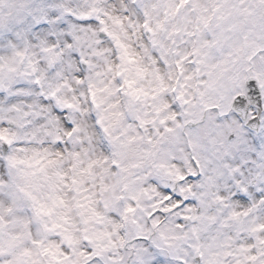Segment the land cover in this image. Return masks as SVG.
I'll return each mask as SVG.
<instances>
[{
	"label": "snow or ice",
	"instance_id": "snow-or-ice-1",
	"mask_svg": "<svg viewBox=\"0 0 264 264\" xmlns=\"http://www.w3.org/2000/svg\"><path fill=\"white\" fill-rule=\"evenodd\" d=\"M0 264H264V0H0Z\"/></svg>",
	"mask_w": 264,
	"mask_h": 264
}]
</instances>
